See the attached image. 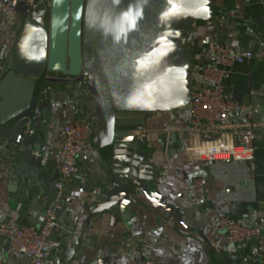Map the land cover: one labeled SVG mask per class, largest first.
I'll use <instances>...</instances> for the list:
<instances>
[{
    "label": "crops",
    "instance_id": "obj_1",
    "mask_svg": "<svg viewBox=\"0 0 264 264\" xmlns=\"http://www.w3.org/2000/svg\"><path fill=\"white\" fill-rule=\"evenodd\" d=\"M215 12L214 20L192 26L187 44L194 63L193 83L195 89L204 83L196 70L217 63L207 53L209 44H229L238 52L253 53L250 62L226 69L227 97L251 107L252 113L233 116L222 138L240 143L241 135L250 130L254 134V167L246 162L208 164L188 159L190 110L159 113L144 132L158 171L157 198L165 205L178 207L185 226L142 195L129 222L114 223L105 214L86 225L88 215L83 208L107 178L97 148L95 100L86 79L48 74L40 80V86L37 84L34 100L37 127L42 110L51 113L49 136L38 137L44 142L39 152L44 156L41 165L27 168L14 184L11 174L18 161L12 157L11 146L0 145V170L5 174L0 180V223L14 221L22 227H40L52 199L48 190L62 165L53 156L54 148L62 143L58 128L80 120L91 127V137L78 162L80 173L67 186V192L84 189L85 195L61 212L53 236L59 247L52 251L48 264H100L104 260L106 264H129L135 249L158 264H264V256H253L255 241L246 246L234 245L218 231L220 217L227 216L244 226L262 228L264 236V0H218ZM17 23L13 13L0 11V59L5 62L18 38V29L14 28ZM197 178H206L208 185L202 193L193 194L190 188ZM0 264L29 262L11 254L0 239Z\"/></svg>",
    "mask_w": 264,
    "mask_h": 264
},
{
    "label": "water",
    "instance_id": "obj_2",
    "mask_svg": "<svg viewBox=\"0 0 264 264\" xmlns=\"http://www.w3.org/2000/svg\"><path fill=\"white\" fill-rule=\"evenodd\" d=\"M217 1L35 0L34 8L13 2L19 34L0 80V145L11 146L18 161L13 183L44 158L38 137L49 136L51 113L43 109L36 126L37 83L49 73L86 79L95 100L97 148L107 172L83 208L86 225L105 214L114 223L129 222L142 195L185 226L181 210L157 198L158 171L144 132L159 113L190 110L194 63L187 43L193 25L216 18ZM203 69L196 72L202 75ZM59 175L48 190L52 198ZM66 196L63 209L73 193ZM0 239L9 250L11 241Z\"/></svg>",
    "mask_w": 264,
    "mask_h": 264
},
{
    "label": "built area",
    "instance_id": "obj_3",
    "mask_svg": "<svg viewBox=\"0 0 264 264\" xmlns=\"http://www.w3.org/2000/svg\"><path fill=\"white\" fill-rule=\"evenodd\" d=\"M34 1L9 0L5 4L3 0H0V11L3 14L13 13L11 6L13 2L34 8ZM207 53L216 58L217 63L204 67L202 73L204 83L195 89L190 104L192 138L187 150L188 159H199L208 164L219 161L246 162L254 167L255 150L251 145L254 134L250 130H246L241 135L240 143L229 142L222 138L225 134V126L233 116L252 113L251 107L227 97L224 86L226 69L250 62L254 57L253 53L238 52L229 44L222 43L209 44ZM6 72L7 63L0 59V79ZM57 132L62 143L54 148L53 156L61 161L62 165L59 179L53 184L56 195L50 201L43 225L22 227L14 221L0 223V236L11 241L9 252L27 258L29 264H48L52 251L59 247L53 236L67 199V186L80 173L79 158L92 134L88 122L81 120L59 127ZM4 176V172L0 170V180ZM207 185L206 178H197L193 181L190 191L193 194H200ZM84 195V189H80L68 200L73 201ZM218 231L225 234L227 240L234 245L246 246L255 241L257 246L253 251L254 258L260 259L264 256L262 228L247 227L227 216H222L218 221ZM129 261V264H158L138 249L131 251Z\"/></svg>",
    "mask_w": 264,
    "mask_h": 264
},
{
    "label": "rangeland",
    "instance_id": "obj_4",
    "mask_svg": "<svg viewBox=\"0 0 264 264\" xmlns=\"http://www.w3.org/2000/svg\"><path fill=\"white\" fill-rule=\"evenodd\" d=\"M49 75H50V76H53L54 74L49 73ZM37 84H38V86H40V85L42 84V81H39Z\"/></svg>",
    "mask_w": 264,
    "mask_h": 264
},
{
    "label": "snow or ice",
    "instance_id": "obj_5",
    "mask_svg": "<svg viewBox=\"0 0 264 264\" xmlns=\"http://www.w3.org/2000/svg\"><path fill=\"white\" fill-rule=\"evenodd\" d=\"M119 39V37H117Z\"/></svg>",
    "mask_w": 264,
    "mask_h": 264
}]
</instances>
